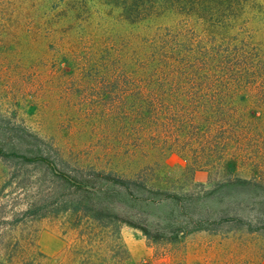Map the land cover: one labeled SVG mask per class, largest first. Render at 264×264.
<instances>
[{"label":"rangeland","instance_id":"374dc122","mask_svg":"<svg viewBox=\"0 0 264 264\" xmlns=\"http://www.w3.org/2000/svg\"><path fill=\"white\" fill-rule=\"evenodd\" d=\"M186 64L217 75L174 78ZM193 98L221 101L217 116L240 119L241 129L194 125L183 109ZM0 147L64 157L63 168L56 156L43 164L0 158V218L34 202L39 211L0 227V255L16 251L2 264H81L70 214L42 216L69 186L58 170L78 166L125 178L144 172L154 183L116 197L161 241L123 226L128 264H264V232L195 230L200 215L264 220V0H0ZM190 163L195 182L177 170ZM229 175L250 184H230ZM168 190L183 196L169 202ZM185 225L194 232L167 244L163 237ZM42 232L67 242L62 256L34 254L33 240L46 255ZM101 235L112 245V231Z\"/></svg>","mask_w":264,"mask_h":264},{"label":"trees","instance_id":"16d2710c","mask_svg":"<svg viewBox=\"0 0 264 264\" xmlns=\"http://www.w3.org/2000/svg\"><path fill=\"white\" fill-rule=\"evenodd\" d=\"M247 66L251 64L250 60L246 62ZM192 68V69H191ZM203 70L204 73H207L205 78H209L216 74V67H202L194 65L189 67L187 64L184 65L180 70L179 66L175 69L169 68V71L173 72V77L179 79L183 76H189L187 73L192 71L195 75H199L198 71ZM209 72H212L209 74ZM166 73V71H165ZM184 73V74H183ZM201 79V78H200ZM238 90L237 87L233 88V91ZM202 100V99H200ZM222 102H210L208 100L196 101L194 98L192 101H189L188 105L183 107L185 114L191 118H194V125L203 127L204 129H241L242 123L240 119H234L232 116H217L216 110L221 107ZM192 106V109L189 108ZM220 106V107H219ZM180 106H178L179 108ZM154 110V107L150 106V112ZM221 120L222 124L213 125L217 120ZM204 123L207 124V127L204 126ZM198 129V128H194ZM38 153H33L31 155L27 153H22L17 149L6 150L3 147H0V158L7 162V159H19L27 163L38 164V163H47L54 156L58 157L61 166H63L64 157L62 156L59 150L54 151L52 148L41 147L38 149ZM196 165L191 163L187 167L177 168L178 173L180 174H194L198 171ZM58 170V176L60 179L67 183L69 186H65L63 191L58 193V201L56 202V207L54 211H44L45 213L42 216H48L49 214H70L72 227L79 232V238L82 242L80 250L78 253L83 255L81 264H128L130 260V255L127 249L120 243V232L123 226H131L136 229H140L145 236H147L155 244L161 243V241H155L152 237V232L149 231V228L143 225H139L134 221V217L130 211L125 209L120 202L121 200L116 199L118 195H127L134 194V190L149 192L155 189V186L152 185V181L148 177L142 176L144 172H139L134 175L133 178H125L124 176L119 175L115 171H106L100 170L96 167H75L74 171L70 169ZM70 171V172H69ZM62 176V177H61ZM64 178L69 179L65 180ZM73 182V183H72ZM228 183L230 184H250V181L247 179L236 178L232 179V176L229 175ZM195 184V183H194ZM198 186H204L199 184ZM162 192H165V188L158 186ZM169 202H174L175 199L179 200L183 195L172 193L168 190V193H163ZM113 195V196H112ZM111 196V197H110ZM48 207H42V209L47 210ZM41 210V209H39ZM38 203L34 202L27 206V209L20 214H14V217L10 220L8 217L0 218V227L2 225H17L26 222V220H33L38 218ZM4 218V219H3ZM198 227L195 230L207 231L210 233L218 234L228 227L231 230H241L246 229L247 231L254 232H264V220H261L260 225H257L243 217L239 216H229L227 214H218L216 217L208 218L204 215H200ZM112 231L115 236L113 237L112 245L107 243L106 237L103 234L104 232ZM181 232V231H179ZM194 232V227L190 225H185L183 227L181 234H176L174 238L164 236V240H167L166 243L170 244L174 240L185 239L189 234ZM158 240H162L159 239ZM34 250V254L37 257L48 258L41 251L38 250V246L35 245L34 240L29 243ZM14 247L19 248L22 254L25 253L26 246H20V243H17ZM6 250V247L4 251ZM1 243H0V254L2 253ZM16 252L14 248L11 252L4 253L5 255L9 254L7 259L8 263H13L16 260ZM4 254L0 256H4ZM3 257H0V260ZM2 264V263H0ZM23 264V262H22Z\"/></svg>","mask_w":264,"mask_h":264},{"label":"crops","instance_id":"0c3cea01","mask_svg":"<svg viewBox=\"0 0 264 264\" xmlns=\"http://www.w3.org/2000/svg\"><path fill=\"white\" fill-rule=\"evenodd\" d=\"M41 250L49 258H56L62 256L64 250L67 248V242L52 232H45L40 234Z\"/></svg>","mask_w":264,"mask_h":264}]
</instances>
